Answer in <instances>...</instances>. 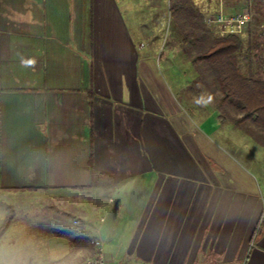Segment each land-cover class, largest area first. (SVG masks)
Returning a JSON list of instances; mask_svg holds the SVG:
<instances>
[{
  "label": "crops",
  "instance_id": "obj_1",
  "mask_svg": "<svg viewBox=\"0 0 264 264\" xmlns=\"http://www.w3.org/2000/svg\"><path fill=\"white\" fill-rule=\"evenodd\" d=\"M132 11L0 0V195L47 200L62 226L22 240L19 264H79L92 238L105 264H264L263 159L228 151L214 113L189 116Z\"/></svg>",
  "mask_w": 264,
  "mask_h": 264
},
{
  "label": "rangeland",
  "instance_id": "obj_2",
  "mask_svg": "<svg viewBox=\"0 0 264 264\" xmlns=\"http://www.w3.org/2000/svg\"><path fill=\"white\" fill-rule=\"evenodd\" d=\"M168 1L130 0L131 6L135 3V12L131 13L130 29L133 38L138 45H141L142 49L139 52L141 55L144 52L148 53L155 59L158 70L174 88L182 86L176 93L177 99L184 105L193 120L201 122L207 115L214 113L213 117L211 116L212 119H209L211 122L217 120L218 131L214 137L244 163L248 160L261 161L264 159V148L258 143L263 139L264 132H259L251 123L246 124L249 131L237 128L231 123L230 116L235 115L231 111L222 119L218 118V111L214 106L215 94H212L200 79L195 81L194 65L179 47V34L174 25L170 23ZM192 1L199 9L203 10L207 7V13L222 8L228 14L231 11L233 13L239 11L251 2L253 18L241 34L244 41L243 50L246 49L247 43L252 46V54L256 53L258 56L256 59L252 55L255 59L254 71L264 77V0ZM120 3L123 5V0H120ZM212 29L217 31L215 27ZM246 62L244 53H240L237 63L243 73L247 70ZM31 198L25 193L0 195V201H2L0 203V228L5 226L0 238V264H19L23 256V247L20 245L22 240L26 242L34 235L38 236L62 227L55 222L53 215L44 212L49 208L47 200L41 208L34 201H30Z\"/></svg>",
  "mask_w": 264,
  "mask_h": 264
},
{
  "label": "trees",
  "instance_id": "obj_3",
  "mask_svg": "<svg viewBox=\"0 0 264 264\" xmlns=\"http://www.w3.org/2000/svg\"><path fill=\"white\" fill-rule=\"evenodd\" d=\"M168 10L170 23L179 34V47L194 65L195 81L200 79L215 94L218 118L222 119L231 111L235 113L230 116L231 123L237 128L249 131L246 124L251 123L259 132H264V77L254 71L252 55L256 59L258 56L252 54V46L247 43L243 50V31L223 35L218 27L216 31L206 26L203 19L207 12L192 0H169ZM240 53L247 59L246 73L237 63ZM258 144L264 148V137ZM4 228H0V236ZM61 232L66 236L76 234L68 230Z\"/></svg>",
  "mask_w": 264,
  "mask_h": 264
},
{
  "label": "built area",
  "instance_id": "obj_4",
  "mask_svg": "<svg viewBox=\"0 0 264 264\" xmlns=\"http://www.w3.org/2000/svg\"><path fill=\"white\" fill-rule=\"evenodd\" d=\"M253 18L252 5L249 2L246 6L239 11L232 14H228L219 8L217 11L207 13L203 19V22L208 27H218L222 34H239L242 33L244 28L250 24ZM264 213V204H263ZM72 224L75 227H81L83 225L79 218H74ZM91 245L94 248L92 256L86 258L79 264H105L104 250L102 242L99 239L92 238L90 240Z\"/></svg>",
  "mask_w": 264,
  "mask_h": 264
}]
</instances>
